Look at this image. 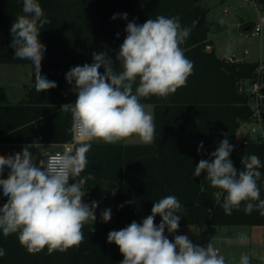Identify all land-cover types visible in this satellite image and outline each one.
<instances>
[{
	"label": "trees",
	"instance_id": "obj_1",
	"mask_svg": "<svg viewBox=\"0 0 264 264\" xmlns=\"http://www.w3.org/2000/svg\"><path fill=\"white\" fill-rule=\"evenodd\" d=\"M201 1L37 0L49 21L39 35V40L46 46L45 53L70 55L91 46L89 40L93 36L106 38L112 35L113 28L120 30L116 25L122 20L120 16L113 20L116 14L127 13V20H123L135 19L137 24L159 15L179 16L182 26L191 28L181 47L194 67L186 86L174 94L141 98V103L154 104L156 135L153 143L119 146L123 161L115 150L104 155L88 153V172L95 176L99 185L86 183L85 192L88 197L104 192L112 196L114 222L86 223L83 243L51 254L47 248L29 253L19 243L18 234L5 238L0 231V248L7 252L0 258V264H121L122 254L118 246L108 242V233L123 229L132 221L142 222L151 214L153 204L168 195L176 196L183 205L179 227L264 225V215L259 210L246 214L243 204L239 211L226 215L220 207L226 195L224 190L213 188L205 179L206 173H201L200 177L193 175L198 162L210 159V154L225 136L234 146L229 158L238 171L242 169L243 155L255 154L264 165V142L250 135L237 140L241 125L252 120L251 94L241 92L239 85L257 78L260 63L235 61L216 54L209 40V9L201 6ZM257 3L264 11V0H257ZM22 6L23 0H0L2 64H31L14 59V49L10 47V28L15 18L23 14ZM112 23L116 25L111 29L109 24ZM242 26L252 28L253 24L244 22ZM77 65L61 61L44 69H48L47 73H58ZM44 69H41L42 73H45ZM261 75L264 79V63ZM63 97L43 99L33 88L27 100L11 103L5 87L0 86V143L61 144L72 141L71 113L61 110V106L74 103L77 97L73 101ZM201 142L204 147L198 152ZM259 170L262 175L257 184L261 199H264V167ZM103 179L108 183L105 187H101ZM201 185L204 191H201ZM2 199L0 196V201ZM160 220L157 215L155 223L158 225ZM92 227L94 232L90 231Z\"/></svg>",
	"mask_w": 264,
	"mask_h": 264
},
{
	"label": "clouds",
	"instance_id": "obj_2",
	"mask_svg": "<svg viewBox=\"0 0 264 264\" xmlns=\"http://www.w3.org/2000/svg\"><path fill=\"white\" fill-rule=\"evenodd\" d=\"M22 12L10 28L14 59L31 62L38 94L55 89L57 83L41 71L46 46L39 35L49 21L37 0H23ZM117 16L127 20V13L112 19ZM125 31L126 38L115 58L119 70L111 56L100 51L92 53L91 64L77 65L65 74L77 97L74 103L61 106V110L71 113L70 132L81 141L74 150L66 147L63 152L44 154L46 159L37 163L30 149H38L41 144L33 142L14 155H0V190L7 198L0 206V231L5 238L18 234L19 243L29 253L45 248L49 254L64 252L84 242V225L95 222L99 203L83 200V186L95 179L91 173L81 177L88 165L86 154L91 142L116 144L136 136L143 144L153 143L154 117L145 111L141 98L174 94L186 86L192 74L193 62L181 47L191 28L182 26L179 16L159 15L143 24L133 19ZM203 147L201 142L197 151ZM233 150L225 136L210 159L198 162L193 175L206 173L205 179L213 188L224 190L220 207L226 215L239 211L242 204L246 214L259 210L264 215V199L257 184L262 175L259 169L264 165L255 154L243 155L242 169L238 171L229 158ZM5 169L7 178H3ZM182 211L178 198L168 195L153 204L151 214L142 222L132 221L123 229L110 231L107 240L118 246L124 257L121 264H226L212 241L199 246L187 235H176L174 241L165 235V230L175 233L179 229ZM157 215L161 217L158 225ZM100 217L109 222L111 208L102 210ZM90 231L94 232V228ZM239 239L245 243L246 234L241 233ZM6 255V250L0 248V258ZM239 264H250L249 254L242 253Z\"/></svg>",
	"mask_w": 264,
	"mask_h": 264
},
{
	"label": "rangeland",
	"instance_id": "obj_3",
	"mask_svg": "<svg viewBox=\"0 0 264 264\" xmlns=\"http://www.w3.org/2000/svg\"><path fill=\"white\" fill-rule=\"evenodd\" d=\"M200 5L209 9L207 15L209 28L211 26L209 40L212 41L216 52L220 56L231 58L233 57L232 53L235 52L237 59L255 61L263 65L264 29L261 34H254L252 31H242V19L251 22L253 25L259 21L260 14H264V11L260 7L253 6L247 0H202ZM237 21L239 22L238 26L235 25ZM5 86L9 91L13 87L10 83H6ZM18 97V95L11 93L9 102L17 103L20 100ZM252 126L253 123H248L244 128V132L251 131ZM252 135L255 136L254 134ZM242 136V134H239V140L242 139ZM26 144L31 143H25L24 145ZM45 146L46 144H41L38 149L35 147L30 149L37 163L40 159H45L42 156L45 154ZM21 147L23 148V146H18V148ZM13 148L14 146L11 149L13 150ZM0 155L7 156L9 155V151L0 150ZM7 174L8 170L5 169L3 178H7ZM0 196L3 197L2 190H0ZM103 198H106V200L104 204H98L95 222H103L100 217L101 211L111 208L112 218L107 223H112L115 220L112 197L103 196ZM3 200L6 201L7 198L3 197ZM180 230L196 245L206 246L212 241L215 247L221 250L226 264H239L242 253L249 254L250 264H264V225H207L203 228L188 225L180 226ZM241 233L247 236L245 243L240 242L239 235ZM122 258H124L123 255Z\"/></svg>",
	"mask_w": 264,
	"mask_h": 264
},
{
	"label": "crops",
	"instance_id": "obj_4",
	"mask_svg": "<svg viewBox=\"0 0 264 264\" xmlns=\"http://www.w3.org/2000/svg\"><path fill=\"white\" fill-rule=\"evenodd\" d=\"M243 22H247V20L242 19ZM241 20V21H242ZM119 23V25H116L114 23H112V25L109 24V26L115 27V25L117 27H120V30H117L115 28H113L114 30L112 31V35L107 36L106 38L102 37V36H93L92 38H90V44L91 46H89L88 48H81L78 51H75L73 53H71L70 55H68L67 53L60 55L61 53L59 52H49V53H44L43 59H42V68H48L51 67L52 65H56L59 62L63 61V62H71V63H76L78 65H80V62H85L87 64H91L92 61V53L93 52H100V51H106L108 53L109 56H111V58L114 61V65L117 67V70H119V64L118 62H116V55L119 51V48L121 46V44L123 43L124 39L126 38V26H127V21H124L123 19ZM235 25H239V22H235ZM95 26V25H93ZM211 28V26H210ZM251 27H245L242 29V31L244 32L245 29H247L248 31L251 30ZM117 33H119V36L117 37ZM86 41V42H89ZM104 42H106V44H104ZM103 44V45H102ZM105 45V47H104ZM214 47V46H213ZM215 49V48H214ZM216 52V50H215ZM216 54L218 56H220L217 52ZM233 57H227L226 58H230L232 60L235 61H247V60H242V59H237L236 58V54L235 52L232 53ZM220 57H225V56H220ZM251 62H255V61H251ZM83 65V64H82ZM80 65V66H82ZM48 69H44L45 73H42L48 80L50 81H55L57 83V87L55 89H50L47 90L46 92H41V93H37V96L43 99H52L53 98H58L61 96H64L63 99H70V100H74L76 98V95L71 91V85H69L66 80H65V74L69 71V70H65V71H59L58 73L56 71L54 72H50L47 73ZM104 69L101 68L100 72L103 73ZM56 72V73H55ZM6 83H10L12 87L11 91L7 90V87L5 86ZM0 86H4L6 89V93H7V97H8V101L9 100V96L11 95V93L18 95V99H20L18 102L23 101V100H27L29 98V95L31 94V90H33L34 88V67L32 64L27 63V64H0ZM35 89V88H34ZM145 107V111L152 114L154 117V104L151 103H142ZM239 134L237 135V140H239ZM139 144H143L140 142L139 138L136 136H132L124 141H120L116 144H106L103 141H92L91 142V148L89 150L88 153H92L95 152L96 155H104V153L106 154L108 151L111 150H115L117 152V154L120 155L121 160L123 161L122 158V153L119 149V146L123 147L126 145H139ZM12 146H14L13 150L11 149ZM18 146H24V144H19V143H1L0 144V150L2 151H9V155H14L15 153H17L18 151H21V148H18ZM111 147H116L115 149H111ZM61 146L60 144H46L45 148H44V153L46 154L47 152L50 151H55L60 149ZM217 149V147H216ZM88 153L86 155H88ZM89 164L87 165L85 171L83 172V174H81V177L86 176L87 173H89V168H88ZM79 179V178H77ZM103 183L101 184V187H105L108 185L107 180L103 179L102 181ZM86 183L92 185V186H97L99 185V183L95 180H89ZM83 191L85 192L84 186H83ZM86 193V192H85ZM103 196L106 197H110L111 195L104 193H98L97 195H94L92 197H88L87 194L83 197V200L85 203H91L92 201H97L99 202L98 204H104L106 198H103ZM112 197V196H111ZM100 198V199H99ZM3 200V199H2ZM113 200V199H112ZM7 201V200H6ZM108 202V201H106ZM184 235V234H183ZM170 240L174 241V238L172 237H168Z\"/></svg>",
	"mask_w": 264,
	"mask_h": 264
},
{
	"label": "built area",
	"instance_id": "obj_5",
	"mask_svg": "<svg viewBox=\"0 0 264 264\" xmlns=\"http://www.w3.org/2000/svg\"><path fill=\"white\" fill-rule=\"evenodd\" d=\"M253 4V6L259 8V4L257 0H247ZM227 11V10H226ZM264 29V14H260L259 21L256 22L251 31L254 34H261ZM263 69V65L260 64L259 68L257 69L258 76L253 82H243L239 85V89L241 92H246L251 94V109H252V120L249 122H244L238 130V134H242V138L246 135H250L251 137L264 142V79L262 78L261 72ZM248 123H253L251 131L244 132V128L248 125ZM254 134L255 136H253ZM81 141L78 137L73 134V139L70 142L61 143V148L55 151L47 152L46 154H55L56 152H63L65 148H72L75 149L76 145L79 144ZM46 159V157H45ZM71 183V181H70ZM5 200L0 201V206L5 203ZM165 235L168 237L174 238L176 235H183V232L179 229L175 233H168L165 230ZM219 250L220 255L221 250ZM224 256V255H223ZM225 258V257H224Z\"/></svg>",
	"mask_w": 264,
	"mask_h": 264
},
{
	"label": "water",
	"instance_id": "obj_6",
	"mask_svg": "<svg viewBox=\"0 0 264 264\" xmlns=\"http://www.w3.org/2000/svg\"><path fill=\"white\" fill-rule=\"evenodd\" d=\"M248 31L247 29L244 30V32Z\"/></svg>",
	"mask_w": 264,
	"mask_h": 264
}]
</instances>
